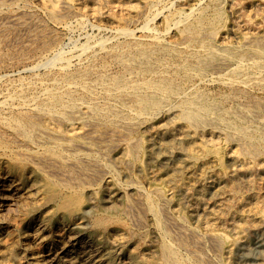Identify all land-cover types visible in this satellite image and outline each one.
<instances>
[{
  "label": "bare ground",
  "instance_id": "6f19581e",
  "mask_svg": "<svg viewBox=\"0 0 264 264\" xmlns=\"http://www.w3.org/2000/svg\"><path fill=\"white\" fill-rule=\"evenodd\" d=\"M25 3V0H0V36L7 37L8 34L5 33L7 31L6 28L11 25L20 31L26 30L31 24H34L33 27L35 29H41V25L38 22V24L34 23L33 13L24 8ZM224 3L225 0H209V3L205 7L203 5L197 11L194 9L189 13L177 11L178 13H175L173 19H170L176 25H183L181 34L185 44L187 43V51L178 53L180 55L178 57L180 58V62L177 61L178 63L175 65L172 62V64L169 63V60L175 56V49L171 45L161 44V42H164V40L161 41L159 39L161 35H158V37L153 34V41L150 45L137 40L126 45H117L111 52H107L120 67V71L116 74H111L104 70L106 63L101 72L95 71L94 64L96 61L94 59L96 56L88 67L84 69L76 67L77 69H73L75 57L71 54V56H67L65 52L58 50L57 52L54 51L53 57L51 56L45 61H41V63H38L40 65L37 64L36 67L32 65L31 70L29 69L30 71H34L42 67H58L60 75L57 79L56 76L50 83H42L41 89L34 91L32 90L36 87L35 84L40 81H36V83L21 81V85L18 88H13L11 92L7 88L10 92L8 96L0 94V264H203V259L197 252L201 246L197 251H194L193 248V251L190 250L188 252V250H185L186 252H184V246L182 247V245L185 241H181L182 244H180L177 243L178 241L174 237L172 238L177 242L171 239V234L168 231L169 225L176 226L174 229L178 228L182 234H188L193 237L196 235L193 230L188 229L183 223L174 222L173 220V222H170L171 215H173L171 209H176L178 206L174 202V196L179 194L180 197L184 198L196 196L197 198H202L207 190L212 187L215 190L213 200L221 201L225 197H229L227 202H229L230 208L239 199L237 198L239 195L237 190L240 185L237 183L232 188L229 186L231 189L228 188V191L225 188L226 186L222 187L224 184L223 176L220 178L215 176L217 179L209 182L215 177L209 171L211 164L208 159L211 155H219V152L217 151L218 149L209 150L207 145L201 140L203 138L200 139V134L207 130L215 129L212 125H216L215 130L222 133L223 137L227 136L228 138L232 134L241 136L246 144V146H243L249 148V150L254 148L253 154L260 156L255 151L264 150V124L256 128L244 127L240 124L241 117L244 115L241 116V112L235 111V109H232L233 107L229 108L225 106V97L223 100H218L210 97L209 91L207 93L203 89H200V85L202 83L206 85V81L209 80V73L217 72L219 74L220 71L228 70L232 73V76L227 77L228 80L224 84L233 90L236 87L239 88L240 83L251 82L254 73H264V45L261 44L263 47L260 46L258 44L259 40L257 41L258 43L255 42L258 44L255 47L256 49H252L254 53L252 52L251 57H248V61L249 58L253 59L251 63H247L245 57L247 54L245 56L236 55L232 57L231 61L236 64L233 63L236 66L235 68H232L231 61L227 58L220 59L219 57V59H216L214 52L217 50L213 51L212 47L207 44L209 40L205 42L203 37L207 36L209 38L215 35L211 31H206L205 27H215L224 20ZM58 4L49 13L51 19L70 18L74 14L75 11L73 10L71 0H60ZM5 9L14 10L11 13L4 14ZM157 15L159 14L157 13ZM153 18L150 17L149 19ZM192 19L193 21H190ZM84 21V19H77V23H83ZM123 30L119 31L126 36H135V31H131V29L130 31ZM31 37L42 40L47 35L41 30L39 33L32 34ZM113 40L115 41V39ZM250 40L252 39L250 38ZM262 42H264V39ZM101 44L104 50L106 46H103L104 43ZM95 45L92 44V47H90L91 45L86 44L82 46L81 50L83 53L89 50L91 52V48ZM252 45L255 44L253 43ZM246 46L248 45L246 44ZM238 54L240 53L238 52ZM80 55H76L78 60ZM58 62L61 64L58 65ZM261 73L258 75H263L260 82L264 84V74ZM212 77H210L211 81ZM1 79H3L2 76L0 77ZM204 82L206 83L204 84ZM249 85L251 84L249 83ZM245 86L247 85L245 84ZM253 87L251 86V88ZM240 92L242 91L240 90ZM214 93L216 92L214 91ZM255 97L257 96L255 95ZM242 98L244 100V96ZM247 106H250V104ZM239 109L238 111H240ZM178 121L182 124L177 127V134L168 139H163L160 136L158 137V141H151L152 143L147 146H144L143 139L141 141V138L140 140L131 139L132 141L127 140L128 142L124 146H114L116 150H121V153H123V161L120 159L121 162L119 163L120 168L124 170V165H126L129 170L137 169L140 173H145V168L143 166L136 167L134 164L131 165L133 163H131L132 159L131 161L129 160L131 154L135 152L140 154L146 150L148 155L152 157L151 159L159 157V155H166V152L170 154H174L176 151L183 153V159L185 157L186 159L177 168L175 167V169L166 171L164 175L156 176L147 182L149 185H152L156 181L159 183L158 180H165L171 185L172 189L157 187L154 191L147 192L144 190L145 188L143 189V187L137 184L139 182L133 183L132 181L130 185L123 186L120 184L119 177L117 178L116 176L117 174L115 175L118 172L113 173L114 171L110 169L109 165L102 162V160L100 161L97 158L98 156L94 155L96 151L92 145L96 141H99V143H107L108 141L109 146L111 143L109 141L115 137L137 133L146 124L152 125V128L158 125V122H165L163 126L167 127L168 124ZM245 122L247 123V120ZM78 124L81 125L80 132L75 127ZM101 126H104L102 127L104 128L103 130L99 129ZM208 135L211 136L210 134ZM203 136L201 135V137ZM210 139H212V136ZM245 147H243L244 150H246ZM107 150L109 149L107 148ZM241 161L237 157L234 160L236 164L241 163ZM111 164L114 165L115 163ZM193 167L198 168L196 170L199 172L198 174L196 172H189V169L191 170ZM237 174L233 172L232 176H229L236 177ZM195 176H197L199 185L190 187L187 185L188 188H186L184 186L186 181ZM247 183L250 194L236 205L237 208L243 210V216L240 218V221L235 220L234 216L232 217L234 220H231V226L234 228L231 231L235 237L226 236L224 233H211L210 239H208V241L211 240L214 244L211 243V246L213 245L219 248V251H222L220 257L222 264H234L235 253L246 248L244 235L247 229H259L262 227L263 216L260 212H256V210L253 212L251 208L258 202H262V198L258 193V187L260 186L257 187L255 185L254 179H250ZM257 185L259 184L257 183ZM226 192L229 193V196H226ZM129 194L133 195L134 198L130 196L133 198V201L129 200ZM135 206L136 208L137 206H141V212L147 215L150 221H147L150 225L149 229L154 236L153 241L148 240V242L146 232L142 234L138 230L143 225V221L137 217V219L135 218L136 215L133 213ZM247 207L250 208L245 210ZM211 209H213V206ZM212 211L211 214L213 216L215 213H212ZM162 213L169 220H167L168 222L163 221ZM130 215H134L135 221L129 219ZM223 216L225 214L220 217L224 218ZM206 217L204 218L208 219ZM216 217L213 216V218L209 219V222L217 220ZM206 223H204V227ZM223 226L225 227V225ZM198 235L200 236V233ZM187 240L189 241V238ZM189 243L187 244L189 245ZM196 244L200 245V242ZM219 251L216 252V255ZM205 252L207 253L206 250ZM203 258L205 257L203 256Z\"/></svg>",
  "mask_w": 264,
  "mask_h": 264
},
{
  "label": "rangeland",
  "instance_id": "374dc122",
  "mask_svg": "<svg viewBox=\"0 0 264 264\" xmlns=\"http://www.w3.org/2000/svg\"><path fill=\"white\" fill-rule=\"evenodd\" d=\"M25 1H26V3H25V7L24 8H27L28 11L33 13V15H34L33 16L34 17V23L38 22L41 25V27H40L41 29L37 30V29H35L33 27L34 24H31V25H29V27L26 30L20 31L19 29H16L15 27H13L11 25V26L6 28L7 31L5 33L8 34L7 37L0 36V63H1L0 64V68H1L0 69V77L2 76V78H3V79L0 80V94H2V96H8L10 94V92L13 90V88H18L21 85V81L22 82L24 81L25 83L26 82L27 83H30V82H35L36 83V81H40V82L42 81L41 83L37 82L35 84L36 87L32 90V91H34V90H40L43 84L50 83L52 80L55 79L56 76H57L56 77V79H57L59 77V75H60L58 67H54L53 66V67H51L52 69L50 67L49 68L42 67L39 70L35 69L36 71L35 70L34 71H30L31 70L30 68H31L32 65H33V67H36V65L38 63H41V61L43 62L46 59L50 58L52 56V54H54L58 50L61 51V52H65V54L67 56H71L72 55V56L75 57L74 60H73V64H74L73 65V69H77V68L78 69H84V68L88 67L91 64V61L93 60V58L96 56L95 59H94L96 61L95 64H94V70L95 71L101 72L103 70L104 64L106 63L105 64L106 66H105L104 70H106L108 73L116 74V73H118L120 71V67L112 60V58L107 54V52H111L112 49L115 46H117V45H120V44L121 45H126V44H128L130 42H134V41H137V40L139 42H142V43L150 45L152 43V41H153V37L154 36H158V35L160 36L161 35L160 37L158 36L161 41L164 40V42H161V44H163V45L165 44L167 46L171 45V47H173L175 49L176 53H175L174 58H171L169 60L170 64L173 63V65H175V64L178 63L177 61L180 62V58H178L180 55H178V53L187 51V45H186L187 43L185 44V42L183 41V36L181 34V32L183 30V25H179V24L176 25V23L170 21V19H173V16L175 15V13H178V12H180V13H182V12L183 13H189L192 9L197 11L200 8H202L203 5L205 7L209 3V0H204V1L203 0H200V1L199 0H161V1L160 0H154V1L153 0H125V1L124 0H74V1L71 0L72 4H73V10L75 11V12L73 11L74 14L72 16H70V18L69 17L62 18V19L58 18V19L53 20V19H51L49 17V13L54 8H56L59 5L58 3L60 2V0H25ZM199 4H201V5H199ZM20 6H24V5H20ZM166 7H168V8H166ZM13 10L14 9H5L4 10V14L11 13ZM223 11H224V20L222 21V23L218 24L215 27H213V26L212 27L211 26H209V27L206 26L205 27L206 31H209V32L211 31V32H213L215 34L214 36L212 35L213 38H212V36L209 37V38H207V36H205L206 38L203 37L205 39V42H207L209 40L207 42V44L210 47H212L213 51L217 50L216 51L217 53L214 52L216 59H219V57H220V59H224V58L226 59L227 58L228 60L231 61V59H233L232 57H234L236 55H244L245 56L247 54L248 56L247 55L245 56L246 59H247V63L248 62L251 63L252 62L251 60H253V59L249 58V61H248V57H251L252 52H253L252 49H256L255 47L258 44L260 46H262V47L264 45V42H262L263 39H264V35H262V34H264V16H263L264 15V0H225V3L223 4ZM157 13L159 15H157ZM155 15H157V17H155ZM150 17L151 18L154 17V18L153 19H149ZM77 19H84L85 21L83 23H77ZM149 20H151V21H149ZM148 21L151 22V23H149ZM190 21H193V19L190 20ZM146 24H147V26H146ZM65 25L68 26V27H66ZM55 28H57V29H55ZM68 28H70V29H68ZM100 28H102V29H100ZM209 28H211V29H209ZM72 29H73V32H72ZM122 29H124L123 31H130V29H131V31H135V33H134L135 36L134 37H130V36H126V35L122 34V32L119 31V30H122ZM149 29H150V31H149ZM41 30H43L45 32V34L47 35L46 38H42L43 41L41 39H36V37H31L32 34L39 33ZM229 31H230V34H229ZM118 33H119V35H121V34L122 35L119 36ZM153 34H154V36H153ZM217 35H218V37H217ZM247 35H249V36H247ZM29 36H30V38L28 39ZM251 36L252 37L254 36V37L252 38ZM1 37H2V39H1ZM127 37H129V38H127ZM248 38H249V40L251 38L254 42L252 40L249 41ZM113 39H115V41ZM244 39H245V41H244ZM101 40H102V42H101ZM105 40L108 41V42H106ZM97 42H99V43H97ZM255 42H257L258 44H256ZM91 43L93 45H95V44H97V45H95L93 48H91V52H89L90 51L89 50L88 52H84L83 53L82 50H81V48H83L82 46L88 44L89 46L91 45L90 47H92ZM101 43H104L103 46H106V47H104L105 51L102 49V46H101L102 44ZM105 43H107V44H105ZM253 43L255 45H252ZM246 44L248 46H246ZM249 44H251V45H249ZM261 44H263V45H261ZM9 45H10V47H9ZM74 45H75V47H74ZM226 49L227 50L229 49V50L227 51ZM241 49H243V50H241ZM263 49H264V47H263ZM238 52L240 54H238ZM76 55L77 56L80 55L79 60L76 57ZM89 55H91V56H89ZM85 58L87 59L86 61H85ZM82 60H83V62H82ZM88 62H90V63H88ZM79 63L80 64L82 63V64L80 65ZM233 63L235 64V62H232V61L230 62V64L232 65V68H235L236 64L234 65ZM57 64L59 65L61 63L58 62ZM107 64L109 65L110 68L108 67ZM38 65H40V64H38ZM173 65H171V66H173ZM230 69H231V67H230ZM259 73H261V72H259ZM259 73H254L253 74V79L251 80V82L252 81H254V82H252V83L251 82L240 83L241 84V85L239 84V88L240 89L238 87H236L234 90L230 89L228 86H226L224 84V82L227 81L230 76H232V73H230L228 70L220 71L219 74H221L222 76L219 75L217 72L216 73H209V80H208L209 82L208 81H206L207 83L204 82V84L206 83V85H203V83H202L200 85V89H203L207 93L210 92L209 93L210 97L216 98L218 100H223L224 97H225V99H226L225 100L226 104L224 103L225 106H227L229 108L233 107L232 109H235V111L241 112V116L244 115V116L241 117L240 124H242L244 127L256 128V127H258L260 125L262 126L264 124L263 123L264 122V116H262V115H264V111H263L264 110V106H263L264 103H262V102H264V90H262V89H264V84H261V82H260L261 79L263 78V75L259 76L260 75ZM261 74H264V73H261ZM212 75H213V77L215 75V77L213 78ZM254 76H255L256 79L254 78ZM210 77H212V81H211ZM20 78H23V79H20ZM15 82H16V84H15ZM45 82H47V83H45ZM213 82H215V83H213ZM217 82H219L221 84H219V83L217 84ZM249 83L251 85H249ZM245 84L248 87L245 86ZM254 84H256V85H254ZM9 86H11V87H9ZM203 86H205V87H203ZM251 86L252 87L254 86V87L251 88ZM260 87H262V88H260ZM7 88L10 90V92H9V90ZM207 88H209V89L207 90ZM238 89H239V91H238ZM253 89H254V91H253ZM240 90L243 93L240 92ZM2 91L4 92V94H3ZM214 91L216 93H214ZM252 91H253V94H252ZM230 92H232L231 93L232 96L235 93L236 94L232 97L230 95ZM225 94H226V96H225ZM255 95L257 97H255ZM219 96H221L222 98L219 97ZM243 96H244V100L242 98ZM249 97H250V99H249ZM251 97H252V99H251ZM261 98H262V100H261ZM236 99H237V101H236ZM227 100H229V101H227ZM242 101H243V103L245 101L246 102L243 104ZM231 104H232V106H231ZM249 104H250V106H247ZM244 105H246V106H244ZM239 108H241V109H239ZM238 109L240 111H238ZM247 110H249V111H247ZM256 112H258V113H256ZM243 113H245V114H243ZM250 113H252V114H250ZM253 114H255V115H253ZM257 114L259 116L261 115L260 116L261 119H260V117ZM245 115L247 116V118H245L246 117ZM245 120H247V123L245 122ZM252 121H253V123H252ZM162 123L158 122V125H155L152 128H151L152 125L146 124V126L141 131H139L137 133H131L129 135L128 134H124L122 137L121 136L115 137L114 139L109 141L111 143L113 142L112 145L110 143L109 146H108V141H107V143L106 142L105 143H102V142L99 143V141H96L95 142L96 144L93 143L94 145H92V146H93V148L96 151L95 153L98 152L97 153L98 155L95 154V153H94V155L96 157L98 156L97 158H99L100 161L102 160V162H104L105 164L109 165L110 169H112V171H114L113 173L118 172V173H115V175L117 174L116 176H117V178L119 177L118 180H119L120 184L123 185V186L130 185L131 181H132L133 183L139 182L137 184H139V186L143 187V189L145 188L144 190L147 191V192H151L152 190L154 191V189H156L157 187L158 188L162 187V188H165V189H172L171 185L168 184L165 180H161V181L158 180L159 183L156 181V182L152 183V185H149L147 182H148V180H150L152 178H155L156 176L164 175L166 173V171L175 169V167L177 168L186 159V157L183 159V157H184L183 153H181L179 151H176L174 154H170V153L166 152L167 153L166 155H164V154L163 155H159V157H153V159H151L152 157H150L148 155L146 150H144L140 154H138L136 152L135 153L133 152L134 154H131V156L129 157V160L131 161V159H132L131 163L132 162L133 163L131 165L134 164V165H136V167L137 166H143L145 168V173H140L137 169H135V170L130 169L129 170V168L126 167V165H124V170H122L120 168V164L119 163L121 161H123L122 160L123 159V153H121V150H116V148L114 147V146H117V145H121V146L123 145L124 146L131 139L132 140H135V139H137V140L139 139L140 140V138H141V141L143 139L142 142H143L144 146H147L148 144L152 143L151 141H153V142L154 141L155 142L158 141V137H160V136L163 139H165V138L168 139V138L173 137V136H175L177 134V130L176 129H177L178 126H181V124H182L180 121H178L176 123L172 122L171 124H168L167 127H164L163 125L165 124V122H162ZM78 125H76L75 127L77 128L78 132H80L81 131V125H79V126ZM102 127H104V126H101V128L99 127V129L103 130L104 128H102ZM212 127H214L216 129L217 126L216 125H212ZM215 129H213V130L210 129V130H207V131H205V132L200 134V139L203 138L201 140L207 145V148L209 150H217L218 149L217 151L219 152V155H211L210 158L208 159L209 163L211 164L210 167H209V171L211 173H213V177H215V176H217V178H220L221 176L224 177L223 178V183L224 184H223V186L222 185L221 186L222 187L226 186L225 188L228 191H229L228 188H230V187L232 188L237 183H239V185H240V187L238 188L239 191L237 190V192L239 194L237 198H239V199H237L238 201L236 200V202L234 203L235 204L234 206L229 208V205H228L229 202H227V200H229V197H227V198L225 197V199H223L221 201L220 200H213V195L215 193V190L212 189V187H210V189H208L207 192L205 193V195H204L205 198L204 197H202V198L198 197L197 198V196L196 197H185L184 198V197H180L179 194L175 195L174 196V202L177 203L176 205H178V206L176 207V209H171L172 212H173L172 213L173 215H171L172 216L171 218H173V219L170 218V220H171L170 222H173V221L174 222H181L184 225H186V227L188 229L193 230L196 233V235H195V237H193V236H190L188 234H182L181 231H179L178 228L174 229V227H176V226L173 227V226L169 225V227H168L170 229V230L168 229V231H169V234H171L170 235L171 239L173 241L175 239L178 241L177 242L175 240L174 242L182 244L181 241L182 242L185 241L183 243L188 245L187 243H189L192 240L191 243H189L188 246H185L184 244L182 245V247L184 246L183 247L184 248V250H183L184 252H186L185 250H188V252L190 250L193 251V248H194V251H197V249H199V247L201 246L202 249L200 248L197 252L202 257L203 264L206 263L207 261H208L207 262L208 264H213V263L214 264H216V263L217 264H222L220 262V257H221L222 251L221 250L219 251L218 250L219 248H216L215 246H213L214 244L211 242V240L208 241V239H210L209 237L211 236V233L212 234H219V233L223 234L224 233V235H226V236L230 235L232 237H235V236L232 235V231H231L232 229H234L231 226V224H232L231 220L235 219V220L240 221V218H242V216H243V210L237 208L236 205H237L238 202H241L245 198H247L248 195L250 194L249 185H247L248 184L247 182L250 179H252V180L254 179L255 185L257 187L260 186V187H258V189H259L258 193L260 194L259 196H261V198H262L261 199L262 202H260L261 204L258 202L257 204L253 205L254 207L253 206L251 207L252 211L255 212V210H256V212H260L261 215L263 216V219H264V198H263L264 197V150H257L256 149L257 151H255V152L259 153L260 156L255 155V154H253V149L254 148H251L249 150V148L245 147L246 144H245V142H244V140H243V138L241 136L232 134L231 135L232 137L231 136L228 137V138H227V136L223 137L224 135L222 133H220L218 130H215ZM208 134H210L212 136V139H210L211 136H209ZM201 135L202 136L204 135V136L201 137ZM233 137H234V139H232ZM205 139H207V140H205ZM237 139H239L238 140L239 143L237 142ZM117 140H118V142H117ZM230 140L231 141L234 140V141L231 142ZM209 144H210V146H209ZM105 145H107V146H105ZM243 145H245V146H243ZM105 147H107L109 150H107V148H105ZM243 147H245V149L247 151L244 150ZM111 148H112V150H111ZM104 150L106 151V153L107 152L108 153L106 154ZM100 153H101V155H99ZM102 153H103V156H102ZM144 153H145V155H144ZM246 153H247V155H246ZM249 156L250 157L253 156V157L250 158ZM255 156H258V157L254 158ZM236 157L240 158L242 160L241 163L236 164L234 162V160H236ZM120 159H121V161H120ZM106 160H107V162H106ZM111 163H113V164L115 163V164L112 165ZM177 163H179V164H177ZM163 165H165V166H163ZM111 167H113V168H111ZM127 168H128V170H127ZM193 168L191 170L189 169V172H191V173H195L196 172L198 174L199 172L196 171L198 168H195V167H193ZM120 170H122V171H120ZM123 171H125V172H123ZM233 172H234V174L238 173L236 177H234V176L230 177L229 176V175L233 174ZM125 173H126V175H124ZM138 174H139V176H138ZM151 174H154V175H151ZM261 175H263V176L261 177ZM120 177H122V179H120ZM241 177H242V180H241ZM131 178H132V180H130ZM217 178L215 177V178L211 179L209 182H213L214 179H217ZM236 178H237V180H236ZM245 178H247V179H245ZM187 181H186V184L184 185L186 188H188V186L190 187V186H193V185H199L197 176L192 177L190 180H187ZM242 181H243L244 184L242 183ZM141 182L146 183V184L143 185V183H141ZM257 183L259 185H257ZM231 184H232V186H231ZM261 185H263V186H261ZM168 186H169V188H167ZM245 189L246 190L248 189V190L246 191ZM213 190H214V192H213ZM245 191H246V193H245ZM130 196L133 197V195L129 194V197ZM226 196H229V193H227ZM132 197L129 198L130 201H133L134 197L133 198ZM155 198H157V197H155ZM189 198H191V199H189ZM185 200L187 201V203H186ZM201 201H203V202H201ZM219 201H220V204H219ZM184 203L187 204V205H185ZM194 205H195V207H194ZM212 206H213V209H211ZM225 207L229 208V209H226ZM217 208H219V209L216 210ZM249 208L250 207H247V208H245V210H248ZM254 208H257V209H254ZM262 208H263V210H262ZM237 209H238V211H237ZM141 211H142L141 206H137V208L135 206V211L133 212L134 215H136L135 218L137 217L139 220L143 221V225L140 226L138 228V230L141 231L142 234H144L146 232L145 234H147V241L148 240L153 241L154 236L151 234V230L149 229L150 225L148 223L150 221H149L147 215L144 212H141ZM211 211H212V213H215V215H213V216H215V217L217 216L216 217L217 220H215V221L211 220V223H210L209 219L213 218V216L211 214ZM241 211H242V213H241ZM137 213H138V215H137ZM139 213H140V215H139ZM224 214H225V216H223L224 218L220 217V216H222ZM134 215H130L129 219L135 221ZM164 216H165L164 213H162V217H163L162 219H164L163 221L164 222H168L169 220L166 218V216L164 218ZM145 217H146V219H145ZM204 217H206L208 219H205ZM219 217H220V219H219ZM144 219H145V221H144ZM263 219H262V227H260L259 229H247V231L244 230L246 232L245 235H244L245 236L244 239H246V241L245 240H243V241L246 242V248L241 249V250H239V251H237L235 253L234 264H264V225H263L264 224V220ZM185 220H186V222H185ZM145 222H147V223H145ZM187 222H188V224H187ZM204 223H206L205 227H204ZM207 224H210V225H207ZM221 224H222V226H221ZM193 225H194V227H193ZM223 225H225V227ZM228 227L230 228V230H229ZM226 229H228V230H226ZM216 232H218V233H216ZM198 233H200V236L198 235ZM178 234H179V236H178ZM176 235H177V238H176ZM185 236H187L186 237L187 239L189 238V241L186 238H184ZM189 236L191 237V239H190ZM172 237H174L175 239L172 238ZM180 237H182V238H180ZM196 238H197V240L198 239L199 240L202 239V240L201 241H199V240L197 241ZM203 241H205V242H203ZM194 242H196V243L200 242V245L196 244ZM202 243H204V244L206 243L205 246ZM211 243L213 244L212 246H211ZM207 244H208V246H207ZM203 248L207 251V253L205 252V250ZM212 248H214V249H212ZM216 250L219 251V253H217V255H216V252H217ZM201 254L202 255L204 254L203 256L206 259L203 258V256ZM219 254H220V256H218ZM207 255H209V256H207ZM212 261H215V262L212 263Z\"/></svg>",
  "mask_w": 264,
  "mask_h": 264
}]
</instances>
